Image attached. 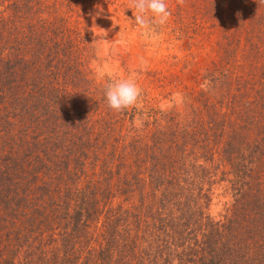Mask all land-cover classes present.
I'll return each instance as SVG.
<instances>
[{
  "label": "trees",
  "instance_id": "16d2710c",
  "mask_svg": "<svg viewBox=\"0 0 264 264\" xmlns=\"http://www.w3.org/2000/svg\"><path fill=\"white\" fill-rule=\"evenodd\" d=\"M9 2L0 264H264L263 83L252 96L240 84L219 100L203 94L185 111L115 112L74 47L47 49L45 25L19 11L30 3ZM220 180L232 203L215 217Z\"/></svg>",
  "mask_w": 264,
  "mask_h": 264
},
{
  "label": "rangeland",
  "instance_id": "374dc122",
  "mask_svg": "<svg viewBox=\"0 0 264 264\" xmlns=\"http://www.w3.org/2000/svg\"><path fill=\"white\" fill-rule=\"evenodd\" d=\"M18 2L30 3L19 9L24 23L40 20L36 28L52 35L47 49L58 41L74 47L87 77L104 87L133 77L139 109L185 111L203 94L219 100L240 84L252 96L264 86L262 0H165L167 22L147 28L137 25L128 0ZM210 202L212 216L225 213L232 203L226 181L214 186Z\"/></svg>",
  "mask_w": 264,
  "mask_h": 264
},
{
  "label": "clouds",
  "instance_id": "9594fccd",
  "mask_svg": "<svg viewBox=\"0 0 264 264\" xmlns=\"http://www.w3.org/2000/svg\"><path fill=\"white\" fill-rule=\"evenodd\" d=\"M178 2L183 4L184 0ZM128 3L129 9L135 10V21L141 28H147L151 24H164L171 15L165 0H128ZM140 95L141 89L133 77L112 79L104 89L107 106L115 112L134 107Z\"/></svg>",
  "mask_w": 264,
  "mask_h": 264
}]
</instances>
